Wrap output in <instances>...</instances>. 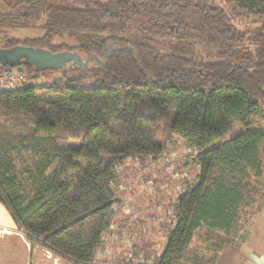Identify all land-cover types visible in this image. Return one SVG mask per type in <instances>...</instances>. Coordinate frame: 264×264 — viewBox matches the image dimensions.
<instances>
[{
	"label": "trees",
	"instance_id": "1",
	"mask_svg": "<svg viewBox=\"0 0 264 264\" xmlns=\"http://www.w3.org/2000/svg\"><path fill=\"white\" fill-rule=\"evenodd\" d=\"M0 3V48L93 57L64 70L26 65L30 82L0 91V202L19 230L77 264L107 263L97 254L122 206L117 166L158 159L175 138L196 151L198 180L179 194L156 264H187L201 226L243 229L245 184L264 170V127L250 122L264 100V0ZM11 28L43 34L20 38ZM64 36L76 43L55 42ZM197 46L220 58L186 54ZM50 73L58 75L35 82ZM236 123L243 128L224 138Z\"/></svg>",
	"mask_w": 264,
	"mask_h": 264
},
{
	"label": "rangeland",
	"instance_id": "2",
	"mask_svg": "<svg viewBox=\"0 0 264 264\" xmlns=\"http://www.w3.org/2000/svg\"><path fill=\"white\" fill-rule=\"evenodd\" d=\"M220 1L215 0L218 4ZM4 8V5L0 3V9ZM234 22L239 29L254 28L256 25L253 21L248 20H235ZM8 34L20 38L37 37L41 36L43 31L33 28H11L8 30ZM62 40L76 43L74 38L67 36L55 38V42ZM175 44H177L176 41L173 42V45ZM186 54L204 56L209 59L220 58L215 49L205 46H197L194 52ZM25 74L27 82H30L26 71ZM55 75L58 73H50L48 76L38 78L35 82H45ZM250 122L264 127V100L260 101ZM242 128L243 125L236 123L224 138L239 132ZM195 155L194 149L189 148L182 140L175 138L158 159L129 157L117 166L112 188L116 196L121 199L122 206H116L117 214L114 224L104 233L105 243L98 251L99 258L114 264L158 263L159 256L167 245L169 234L175 227L174 207L177 198L180 193L185 191L189 183L198 180L199 164L195 160ZM262 159L264 167V144ZM245 190L246 201L240 208L242 215L239 216V223L244 226L253 221V224L260 226L261 223H264V216L259 213L264 209V170L259 179L254 176L249 177L245 184ZM206 231L209 229H204V226L196 230L194 238L186 250L187 261L185 262L187 264H204V234ZM212 233L216 234L217 232ZM263 233L260 232L264 236ZM216 241L218 242L219 238L209 243L210 248L214 251ZM243 262L245 264L244 259ZM207 264H211L209 259Z\"/></svg>",
	"mask_w": 264,
	"mask_h": 264
},
{
	"label": "crops",
	"instance_id": "3",
	"mask_svg": "<svg viewBox=\"0 0 264 264\" xmlns=\"http://www.w3.org/2000/svg\"><path fill=\"white\" fill-rule=\"evenodd\" d=\"M259 213L264 216V209L260 210ZM204 229H209L204 234V264H207L208 259L211 264H244L243 259L245 264H264V236L261 235L262 233L260 234L261 231L264 232V223L259 226L251 221L245 224L243 229L240 224L234 225V232L229 235L224 230L211 228L207 225H204ZM215 231L217 233L213 234L212 232ZM217 238L219 241H216L214 251L210 248L209 243L214 239L217 240ZM97 258L104 260L98 256ZM0 264L77 263L55 253L41 243L29 239L23 231L18 229L9 211L0 202Z\"/></svg>",
	"mask_w": 264,
	"mask_h": 264
},
{
	"label": "water",
	"instance_id": "4",
	"mask_svg": "<svg viewBox=\"0 0 264 264\" xmlns=\"http://www.w3.org/2000/svg\"><path fill=\"white\" fill-rule=\"evenodd\" d=\"M92 58V56L84 58L76 51L52 53L46 49L29 46L0 48V65L19 71H24L26 65H33L36 70L49 68L64 70L68 65L86 66Z\"/></svg>",
	"mask_w": 264,
	"mask_h": 264
},
{
	"label": "built area",
	"instance_id": "5",
	"mask_svg": "<svg viewBox=\"0 0 264 264\" xmlns=\"http://www.w3.org/2000/svg\"><path fill=\"white\" fill-rule=\"evenodd\" d=\"M26 82L25 71L16 68L0 71V91L21 89Z\"/></svg>",
	"mask_w": 264,
	"mask_h": 264
},
{
	"label": "flooded vegetation",
	"instance_id": "6",
	"mask_svg": "<svg viewBox=\"0 0 264 264\" xmlns=\"http://www.w3.org/2000/svg\"><path fill=\"white\" fill-rule=\"evenodd\" d=\"M24 60V58L22 57V61ZM64 64H65V62H64Z\"/></svg>",
	"mask_w": 264,
	"mask_h": 264
}]
</instances>
